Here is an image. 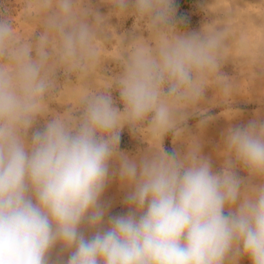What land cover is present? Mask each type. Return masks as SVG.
Masks as SVG:
<instances>
[{"label": "clouds", "instance_id": "clouds-1", "mask_svg": "<svg viewBox=\"0 0 264 264\" xmlns=\"http://www.w3.org/2000/svg\"><path fill=\"white\" fill-rule=\"evenodd\" d=\"M108 2L155 38L120 58L123 108L112 89L86 94L78 111L36 129L54 68L88 72L100 34L75 0H29L43 22L34 43L17 41L0 14V264H49L57 244L70 253L64 264H238L242 256L264 264V117L228 128L219 172L198 142L183 155L163 147L168 133L174 142L184 134L185 105L202 100L221 72L226 29L178 32L173 0ZM125 126L144 130L157 149L139 161L120 152ZM113 161L130 209L103 227Z\"/></svg>", "mask_w": 264, "mask_h": 264}, {"label": "rangeland", "instance_id": "rangeland-1", "mask_svg": "<svg viewBox=\"0 0 264 264\" xmlns=\"http://www.w3.org/2000/svg\"><path fill=\"white\" fill-rule=\"evenodd\" d=\"M28 2L0 0V14H6L13 23L17 41L34 43L35 36L43 30V22L35 10L27 7ZM75 5L78 11H88L89 22L100 34L97 61L86 73H65L63 68H54L55 86L44 101V117L37 119L34 129L43 128L52 117L78 111L80 99L86 94L112 89L115 106L122 109L119 92L115 89L121 56L136 46L155 44L144 21L115 12L108 0H75ZM182 11V18L186 19H181V23L175 19L178 32H199L203 26L225 28L226 48L221 72L209 78L204 98L196 104L185 105L192 114L181 124L184 134H178L179 140L174 142L173 133H168L163 147L168 152L183 155L188 144L198 142L201 155L210 159L214 172H219L223 165L220 151L228 128L264 117V0H193L192 6ZM133 34L137 36L133 38ZM202 120L206 121L203 125ZM157 147L144 130L138 133L125 126L120 133L118 150L130 159L139 161ZM118 169V162L113 161L101 196L106 208L103 227L108 226L109 217L126 215L130 209L125 197L131 189L122 184ZM236 171L238 176L247 179L244 169L238 167ZM82 230L86 236L92 234L86 226H82ZM69 254L57 244L49 254V264H64ZM238 264H251V261L242 256Z\"/></svg>", "mask_w": 264, "mask_h": 264}, {"label": "trees", "instance_id": "trees-1", "mask_svg": "<svg viewBox=\"0 0 264 264\" xmlns=\"http://www.w3.org/2000/svg\"><path fill=\"white\" fill-rule=\"evenodd\" d=\"M192 1L193 0H175L173 7L175 9V18L174 20L177 18L179 19V23H181V19H186V18H182V16L184 15V12L182 11V8H187L192 6Z\"/></svg>", "mask_w": 264, "mask_h": 264}]
</instances>
